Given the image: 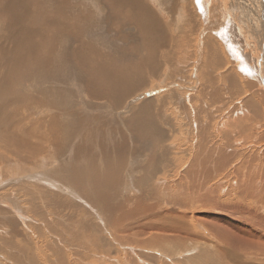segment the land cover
<instances>
[{
	"label": "rangeland",
	"instance_id": "rangeland-1",
	"mask_svg": "<svg viewBox=\"0 0 264 264\" xmlns=\"http://www.w3.org/2000/svg\"><path fill=\"white\" fill-rule=\"evenodd\" d=\"M143 1L147 12L169 28L174 38L177 36L176 25H184L185 36L181 35L178 47L187 52L191 61L184 81L173 83L172 79L163 77L149 79L150 84L147 82L146 87L126 104L150 97L157 99L159 105L174 88L184 92L182 101L185 98L190 100L195 97L192 94L194 87L197 88L196 83H201L199 88L210 87L208 76L217 80L214 82L217 89H214L219 92V100L209 101L203 93L201 106L204 109L196 114L197 118H191L183 110L186 107L178 110L174 101L165 98L160 116L168 124V127L162 126L168 137L160 142L158 152L162 155L160 162L164 161L160 167H169L164 174L157 176L163 183H159L156 189L145 188V176L158 162L153 158L151 163L145 145L125 147L120 167L122 176L116 180L122 187L120 195L127 200L128 207L120 208L119 205L104 210L101 196L91 192L98 187L91 175L79 186L74 180L68 181L65 171H60V162L53 157L49 143L42 145L40 154L34 158L29 156L35 152L26 150L25 159L7 161L26 170L14 180L3 176L5 164H0V264H264V252L261 251L264 247L261 239L264 235V95L260 93L263 90L252 88L247 94L241 91V85L246 82H258L238 74L234 65L236 59L218 47L217 64L211 66V57H205L208 61V65L202 68L205 76L196 82L197 67L203 65L204 56V49L201 53L198 46L201 42L203 46L210 35L207 33L202 37L197 31L201 10H197L193 0ZM253 1L261 8L263 20V2ZM85 3L98 4L99 1L85 0ZM3 5L4 1L0 8ZM243 6L244 12L241 9L236 12L234 0H217L213 17L215 20L224 19L232 27L236 24L244 31L241 45L245 51L238 58L252 68H256L257 61L264 72V40H260L259 29H255L253 40L247 34L244 18L251 14L252 8ZM254 18L257 25L260 17L255 14ZM127 36L133 34L127 33ZM182 40L184 48H181ZM168 52L171 54L172 51ZM124 116L127 124L130 116ZM235 121L236 129L233 130L228 124L233 125ZM123 133L127 134L126 131ZM1 152L4 153L0 151V155ZM199 158L205 163L219 160L221 166L217 165L216 175L204 177L202 186L195 181L191 186L192 175L186 179L183 174ZM134 159L139 160L137 166H131ZM152 182H156V178ZM172 183L182 185L183 189L173 188ZM249 184H253V189L247 192L245 185ZM60 185L70 188L64 191ZM141 189L145 194L139 196ZM155 190L168 196L165 204L154 197ZM187 192H192L196 199L189 206L186 205ZM179 201H183L184 208L178 206ZM167 207L175 213L179 211V215L180 212L185 214L186 218L181 222L184 229L190 231L187 239L190 244L180 237L179 230L171 229L176 226L170 224L169 227L170 221L164 218ZM181 224L180 221L176 223L177 226ZM226 228L238 233L239 242L234 243L229 232V236L222 235L227 239L217 236L219 230ZM253 233L259 242H253ZM245 240L258 244L244 250L239 244ZM181 244L184 245L183 251L180 250ZM201 249L207 252L204 260ZM218 249L224 252L221 254Z\"/></svg>",
	"mask_w": 264,
	"mask_h": 264
},
{
	"label": "bare ground",
	"instance_id": "bare-ground-1",
	"mask_svg": "<svg viewBox=\"0 0 264 264\" xmlns=\"http://www.w3.org/2000/svg\"><path fill=\"white\" fill-rule=\"evenodd\" d=\"M2 1L0 151L4 153L1 152L3 156L0 155V164H5L3 176H10L11 180L21 176L26 170L7 161L25 159L26 150H33L35 153H30L29 157L34 158L40 154L42 145L49 143L50 151H53L54 158H58L59 169L65 171L68 181L74 180L77 182L75 185L79 186L91 175L98 186L91 192L101 196L104 210H112V206L115 208L119 205L120 208L124 205L128 207L127 200L120 195L122 187H119L120 183L116 180L118 176H122V152L125 147L145 145L149 149L151 163L153 158L158 163L145 176L143 187L156 189L159 183H163L157 176L164 174V170L169 167H160L164 161L160 162L162 155L158 152V145L168 137L162 128L168 127L160 116L165 107L162 102L165 98L170 102L174 101L178 110L186 107L183 109L186 110L185 113L191 118H197L196 114L204 109L201 106L204 102L201 97L203 93L209 101L219 100V92L214 89V82L217 80L208 76L210 87L199 88L201 83H196L197 88L194 87L192 94L195 97L190 100L185 98L182 101L181 95L184 92L180 88H174L171 95L160 100L159 105L157 99H149L150 97L135 104H126L146 87L147 82L150 84L149 79L163 77L172 79L175 83L177 80L184 81L186 74L188 77L191 57L178 47L181 35L185 36L184 25H176L177 36L174 38L169 28L147 12L143 0H97L98 4L85 3V0H0V3ZM193 1L197 10H201L202 22H197L198 33L202 37L210 34L204 40V45L201 46V42L198 46L201 53L204 49V56L202 55L203 65L197 67L195 81H201L205 76L202 69L208 65L205 57H211V66L217 64L218 47L224 54L228 52L236 59L237 63L234 65L237 66L238 74L244 75L249 81L258 82H246L241 85V91L247 94L253 88L263 90L260 93L264 95V72L257 61L256 68H252L238 58L245 51L241 45L244 31L236 24L232 27L224 19H214L217 0ZM261 1L264 4V0ZM234 4L236 12L240 11L241 5L252 8L251 14L245 15L244 27L252 40L255 29H259L260 40L263 41L264 19L260 16L261 8L253 0H234ZM255 14L260 17L257 25ZM127 33H132L133 36H127ZM181 48H184V40ZM253 48L255 47H251ZM168 51H172L171 54ZM213 111L216 112L214 107ZM128 114L130 120L126 124L124 115ZM225 120L227 122L228 118ZM235 123L237 122L228 124V127L235 130ZM138 161L134 159L131 166H137ZM217 165L221 166L219 160L205 163L199 158L183 175L186 179L192 175L191 186L193 181L201 185L204 177L216 175ZM154 178L156 182H152ZM172 184L175 185L173 188H182V185ZM60 188L65 191L70 187L60 185ZM252 189L253 184L245 185L247 192ZM143 194L144 190L141 189L139 196ZM154 197L161 204L168 200V196L162 191L155 190ZM186 200V205L189 206L196 199L192 192H187ZM182 202L179 201L178 206L184 208ZM231 209L235 211L233 206ZM178 212L167 207L164 218L170 221L169 227L170 224L176 226L171 229L179 230L180 237L187 242L190 231L187 227L185 230L184 223L181 222L186 217ZM178 221L182 223L179 226L176 225ZM219 231L217 236L220 239H227L222 235L225 233L229 236L231 233L234 243L239 240L238 233L234 234L227 228ZM261 239L264 240V235ZM191 241L194 243L193 239ZM253 242H259L255 233ZM256 244L258 243H247L245 240L239 245L244 250H250ZM182 245L180 250L183 251ZM261 251L264 252V247ZM219 252L222 254L224 251ZM201 254L203 259L207 252L201 249Z\"/></svg>",
	"mask_w": 264,
	"mask_h": 264
}]
</instances>
